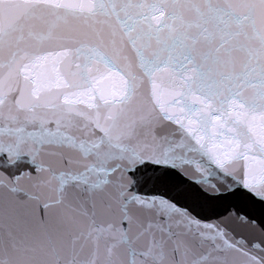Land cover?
Segmentation results:
<instances>
[{"label":"water","instance_id":"95a60500","mask_svg":"<svg viewBox=\"0 0 264 264\" xmlns=\"http://www.w3.org/2000/svg\"><path fill=\"white\" fill-rule=\"evenodd\" d=\"M0 264H264V0H0Z\"/></svg>","mask_w":264,"mask_h":264},{"label":"snow or ice","instance_id":"6c2138e0","mask_svg":"<svg viewBox=\"0 0 264 264\" xmlns=\"http://www.w3.org/2000/svg\"><path fill=\"white\" fill-rule=\"evenodd\" d=\"M259 175V173H254L252 177L246 178L245 184L246 187L256 191L259 190L261 187V181L260 179L256 178ZM14 212V210H12ZM37 215H39V210L37 209Z\"/></svg>","mask_w":264,"mask_h":264}]
</instances>
